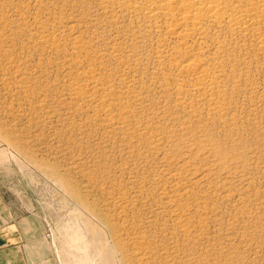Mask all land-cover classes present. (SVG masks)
Here are the masks:
<instances>
[{
  "label": "rangeland",
  "instance_id": "1",
  "mask_svg": "<svg viewBox=\"0 0 264 264\" xmlns=\"http://www.w3.org/2000/svg\"><path fill=\"white\" fill-rule=\"evenodd\" d=\"M145 4L0 0V194L48 264H264V44Z\"/></svg>",
  "mask_w": 264,
  "mask_h": 264
},
{
  "label": "bare ground",
  "instance_id": "2",
  "mask_svg": "<svg viewBox=\"0 0 264 264\" xmlns=\"http://www.w3.org/2000/svg\"><path fill=\"white\" fill-rule=\"evenodd\" d=\"M262 1L264 0H246L244 6L247 7H243L242 3L234 5L238 7H232L233 5L231 2L229 3V0H146L144 6L137 5L138 7H136L133 5L128 7L137 11L140 10L148 18L151 27H156L160 18L165 19L167 24L165 28L168 31H173L174 35L179 34V28L184 26L193 32H201L205 22H211L217 25L226 24L225 26L229 27L233 35L239 36L248 32L257 39L258 44H264L263 28L260 26L261 18L264 15V3ZM209 70L202 68L201 74L198 75L199 81L207 87L213 84ZM205 86L204 88H206ZM74 93L78 97L81 96L83 90H75ZM211 100L216 103V99L212 98Z\"/></svg>",
  "mask_w": 264,
  "mask_h": 264
},
{
  "label": "crops",
  "instance_id": "3",
  "mask_svg": "<svg viewBox=\"0 0 264 264\" xmlns=\"http://www.w3.org/2000/svg\"><path fill=\"white\" fill-rule=\"evenodd\" d=\"M44 221L39 210L18 211L0 194V264H48Z\"/></svg>",
  "mask_w": 264,
  "mask_h": 264
}]
</instances>
